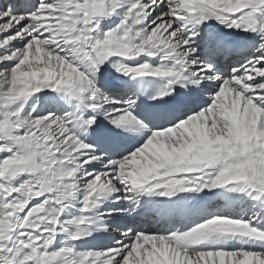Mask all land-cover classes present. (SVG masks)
<instances>
[{"label":"snow or ice","instance_id":"obj_1","mask_svg":"<svg viewBox=\"0 0 264 264\" xmlns=\"http://www.w3.org/2000/svg\"><path fill=\"white\" fill-rule=\"evenodd\" d=\"M0 264H264V0H0Z\"/></svg>","mask_w":264,"mask_h":264}]
</instances>
